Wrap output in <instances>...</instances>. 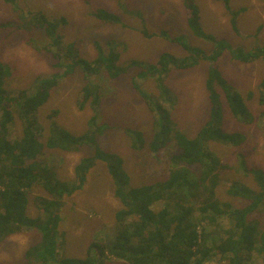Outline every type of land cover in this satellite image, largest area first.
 Instances as JSON below:
<instances>
[{
  "label": "trees",
  "instance_id": "1",
  "mask_svg": "<svg viewBox=\"0 0 264 264\" xmlns=\"http://www.w3.org/2000/svg\"><path fill=\"white\" fill-rule=\"evenodd\" d=\"M6 1L18 11L15 0ZM222 1L231 15L232 27L237 30V17L243 8L233 9L230 0ZM183 2L189 28L198 37L208 40L211 48L191 43L184 34L170 38L169 32L163 30L160 36L180 44L187 53L177 56L163 51L154 62L133 59L127 67L119 65L120 52L115 40L106 41V47L96 41V57L91 60L81 56L75 41L64 40L62 28L68 23L65 16L53 19L42 11H33L21 15L22 23H0L2 28L12 25L29 30L42 29L56 60L52 62L56 71L37 78L31 91L23 88L8 92L4 84L11 74V67L0 58V243L12 234L37 230L39 239L25 251L28 264H108L111 256L128 264H205L215 255L227 264H256L253 262L256 251L264 264V227L258 219L251 217L264 209V170L247 166L242 158L241 167L253 176L257 189L233 181L227 189L228 194L248 201L244 206L234 207L217 195L219 169L224 165L220 156L208 147L211 141L240 145L246 140L243 132L227 131L221 126V97L225 98L236 119L250 123L256 118L246 103L255 93L249 91L244 97L223 76L216 61L225 50L231 51L232 57L242 62L264 60V44L245 49L233 45L228 38L207 32L196 0ZM136 12L141 14L139 10H131V13ZM93 14L102 21L126 25L119 14L107 8L99 7ZM141 31L145 36H153L147 29ZM202 60L210 62L205 85L211 108L207 122L195 136H189L171 117L169 103H173L176 96L170 95L172 92L165 79L172 67L190 68ZM78 66L87 76L106 71L110 78L137 66L139 78L157 80L158 95L152 96L139 89L154 114L153 134L146 137L143 131L133 128H128L127 132L137 149L146 147L158 152L174 143L167 178L129 186L130 176L124 169L123 158L106 150L99 142L103 132V125L98 122L101 87L90 78L82 87L79 100L80 109L90 105L93 110L88 120V132L73 134L57 125L39 122L38 109L49 100L51 90ZM258 101L264 104V75L259 84ZM261 118L264 122V109ZM17 120L21 123V134L14 138L11 130ZM44 132H48L45 138ZM84 146L92 147L93 152L80 158L72 179H62L42 158L47 149L69 152ZM99 160L105 162L113 178L114 194L121 202L115 213V224L100 240L90 243L85 257L64 256L65 234L60 230V223L65 198L85 187L89 171ZM36 185L42 186L51 197L37 196L35 201L40 214L31 216L28 213L29 193ZM220 218L227 219V225L221 226L222 229L219 227L218 231L208 228Z\"/></svg>",
  "mask_w": 264,
  "mask_h": 264
},
{
  "label": "rangeland",
  "instance_id": "2",
  "mask_svg": "<svg viewBox=\"0 0 264 264\" xmlns=\"http://www.w3.org/2000/svg\"><path fill=\"white\" fill-rule=\"evenodd\" d=\"M15 1L18 11L13 4L0 0V23H22L21 15L33 11H42L53 19L65 16L68 23L62 28L64 40L75 41L81 56L89 60L96 57V41L106 47V41L115 40L120 52L119 65L125 67L133 59L154 62L163 51L184 56L187 53L184 48L170 39L176 34L186 35L188 41L205 49L212 46L208 40L198 37L189 28L183 0ZM196 2L200 8L202 25L207 32L228 38L233 45L245 49H250L255 44H264V0H230L233 9L243 8L237 17V30L232 27L231 15L222 0ZM99 7L119 14L126 25L105 22L95 17L93 13ZM131 10H139L141 14L131 13ZM141 29H147L153 36H145ZM163 30L169 32L170 38L160 36L159 33ZM48 43V37L42 29L29 30L12 25L0 27V58L11 67V74L4 84L8 92L23 88L31 91L37 78L56 71L52 65L56 60ZM215 64L244 97L249 91L255 93L254 97H246L247 100L245 98L256 117L250 123L236 119L225 98L221 97V126L227 131L243 132L246 140L240 145L217 141L208 143V147L220 156L224 165L219 169L220 182L216 189L219 199L234 207H241L248 201L228 194L230 184L238 180L257 189L253 176L241 167L242 158L247 166L264 170V122L261 118L264 104L261 105L258 101L259 84L264 75V60L242 62L234 59L231 51L225 50ZM209 67L208 60H202L190 68L172 67L165 79L172 92L170 95L174 93L176 96L175 101L169 103L171 117L189 136H195L209 118L211 103L205 85ZM139 72V67L131 66L127 72L116 78H110L106 71L95 76L90 74V77L78 66L72 73L61 78L58 85L51 90L49 100L37 112L41 124L57 125L73 134L88 132V120L93 110L90 105L84 109L79 108L81 89L90 80L100 83L98 122L103 125V132L99 135V142L106 150L116 152L123 158L124 169L130 176L129 186H140L167 178L172 165L169 156L175 147L173 142L158 152H152L146 147H133V138L128 134V128L139 129L146 137L153 134L154 114L139 89L152 96L159 92L157 80L152 77L139 78ZM11 132L14 138L21 134L20 120H17ZM47 133L44 132L43 138ZM92 152L90 146L69 152L47 149L42 158L56 169L62 179H72L75 177V165L80 158ZM189 167L194 169V166ZM113 183L105 162L99 160L89 171L85 187L65 198L60 223V230L65 234L62 250L64 256L85 257L90 243L100 240L112 230L115 213L121 207L120 200L114 194ZM37 196L51 197V194L40 185L30 190L28 213L31 216L40 214L35 201ZM251 217L258 219L261 227H264V209L253 213ZM227 221L220 218L208 228L218 231L219 227L227 225ZM38 239L37 230L10 235L0 243V264H28L25 251ZM258 255L257 251L253 254V262ZM109 258L108 264H128L122 259L112 256ZM205 264H227V261L215 255Z\"/></svg>",
  "mask_w": 264,
  "mask_h": 264
},
{
  "label": "crops",
  "instance_id": "3",
  "mask_svg": "<svg viewBox=\"0 0 264 264\" xmlns=\"http://www.w3.org/2000/svg\"><path fill=\"white\" fill-rule=\"evenodd\" d=\"M259 254V253H258ZM255 257V256H254ZM256 258V257H255ZM260 258V259H259ZM262 259H261V255H258L257 259H255L254 263L256 264H261Z\"/></svg>",
  "mask_w": 264,
  "mask_h": 264
}]
</instances>
